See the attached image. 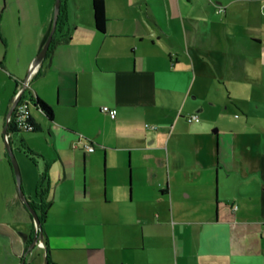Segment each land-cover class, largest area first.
<instances>
[{
    "label": "crops",
    "instance_id": "obj_1",
    "mask_svg": "<svg viewBox=\"0 0 264 264\" xmlns=\"http://www.w3.org/2000/svg\"><path fill=\"white\" fill-rule=\"evenodd\" d=\"M56 1L0 0V264H264V0H103L105 32L62 0L26 92L53 117L12 132Z\"/></svg>",
    "mask_w": 264,
    "mask_h": 264
},
{
    "label": "trees",
    "instance_id": "obj_2",
    "mask_svg": "<svg viewBox=\"0 0 264 264\" xmlns=\"http://www.w3.org/2000/svg\"><path fill=\"white\" fill-rule=\"evenodd\" d=\"M93 7H94V11H95L94 16H95L96 29L100 32H105L106 24L108 21L106 9H105V3L103 0H94L93 1ZM60 19L61 18L59 17V20ZM59 23H61V22L58 21V24ZM52 45H53V40H52L51 45L48 49V52L52 51ZM26 92H27V89H26L25 93L23 94V96L26 95ZM28 93H29L30 101L33 103V105L41 108L49 117H53V109L49 104H47L41 98L36 97L32 92L28 91ZM31 119L33 121V123L31 124L32 129L25 130V131H34L37 129V125L34 122L33 117ZM8 128L12 132L23 131L21 128L18 127V124L16 123V121L14 119H12L11 122L8 124ZM45 193H46V190L44 188L42 190L37 191V196L41 200L39 205H36L35 203L30 202L31 205L37 210L41 224H43V222L45 221L48 209L51 205V202L46 201ZM47 264H51L50 257H48V263Z\"/></svg>",
    "mask_w": 264,
    "mask_h": 264
},
{
    "label": "water",
    "instance_id": "obj_3",
    "mask_svg": "<svg viewBox=\"0 0 264 264\" xmlns=\"http://www.w3.org/2000/svg\"><path fill=\"white\" fill-rule=\"evenodd\" d=\"M61 1L62 0H57L56 1L55 18H54L53 28H52L49 36H48V39L46 41L45 46L43 47L41 52L36 57L33 65H32L31 71H30V73L28 74V76L25 79L28 82L31 79V76L33 75V73L35 72L39 61L46 54V52L48 51V49H49V47L51 45V42L53 40V36H54V33L56 32L57 24H58V21H59V14H60V11H61ZM19 97L20 96H18V98ZM17 101H18V99L14 102V104H13V106H12L10 112H9V115L13 114L15 106L17 104ZM6 131H7V129H5V133H6ZM6 144H7V147H8L9 155L11 157L12 165H13L15 173H16V179H17V184H18V187H19L20 195L22 196V198H24L26 205L28 206L30 212L33 215V218L35 219L36 235L33 238V241H32V244H31V246H33L39 240V233H40V231H42V228H40V218H39L37 210L31 205L30 201L28 200V198L25 197V194L22 191V188H21V169H20V165H19L18 159L16 157V154L14 152L13 146H12L11 142H9V141H7Z\"/></svg>",
    "mask_w": 264,
    "mask_h": 264
},
{
    "label": "built area",
    "instance_id": "obj_4",
    "mask_svg": "<svg viewBox=\"0 0 264 264\" xmlns=\"http://www.w3.org/2000/svg\"><path fill=\"white\" fill-rule=\"evenodd\" d=\"M222 10L223 7H218L217 12H220ZM28 86H29V82L25 81L15 98V101L17 99L18 101L15 106L13 114L7 117L8 124L11 122L12 119H14L18 124V127L21 128L22 130L32 129L31 124L33 123L31 119L32 118L31 108L33 103L30 101V98L28 96L26 95L23 96ZM18 96L20 97L18 98ZM102 111L109 113L112 117H115L118 112L117 108L109 107V106H103ZM186 118L188 122L199 121L200 115L198 113H193L188 115ZM153 127L157 128L158 126L154 125ZM6 139H8V135H6ZM84 147L89 151H94L95 149L94 144L89 141L85 142Z\"/></svg>",
    "mask_w": 264,
    "mask_h": 264
},
{
    "label": "rangeland",
    "instance_id": "obj_5",
    "mask_svg": "<svg viewBox=\"0 0 264 264\" xmlns=\"http://www.w3.org/2000/svg\"><path fill=\"white\" fill-rule=\"evenodd\" d=\"M15 154H16V153H15ZM16 157H17V156H16ZM19 165H20V163H19ZM65 215H66V214H65ZM68 216H71V214H68L67 217H68ZM45 260H46V259H45Z\"/></svg>",
    "mask_w": 264,
    "mask_h": 264
}]
</instances>
